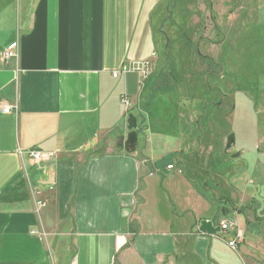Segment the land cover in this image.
Masks as SVG:
<instances>
[{
  "label": "crops",
  "instance_id": "0c3cea01",
  "mask_svg": "<svg viewBox=\"0 0 264 264\" xmlns=\"http://www.w3.org/2000/svg\"><path fill=\"white\" fill-rule=\"evenodd\" d=\"M174 1L173 11L180 7ZM189 1L196 15L204 2ZM247 3L222 0L232 15L226 22ZM167 5L0 0V105L11 107L0 112V264H233L223 257L227 235L199 229L208 219L193 210L205 206L191 183L204 171L195 170V157L174 146L176 163L169 170L168 162L163 175L154 146H116V127L135 117L146 83L168 68L161 67L156 32L169 20ZM138 62H148L145 74L119 71ZM122 95L131 102L128 111ZM135 120L137 135L148 130L144 119ZM181 136V146L209 142L203 134ZM163 201L173 212L180 208L176 217L168 205L159 207ZM226 203L218 204L224 216L231 211Z\"/></svg>",
  "mask_w": 264,
  "mask_h": 264
},
{
  "label": "rangeland",
  "instance_id": "374dc122",
  "mask_svg": "<svg viewBox=\"0 0 264 264\" xmlns=\"http://www.w3.org/2000/svg\"><path fill=\"white\" fill-rule=\"evenodd\" d=\"M202 2L191 16L193 1L180 0L173 11L175 1L168 0L169 20L156 30L161 33L159 55H165L160 66L168 68L161 77L150 78L138 103L141 110L132 112L139 123L144 119L148 125L137 135V143L145 144L147 151L155 147L163 175L176 163L174 146L194 156L199 164L195 170L204 171H195L191 183L205 204L193 209L195 214L212 222H237L243 242L236 252L229 248L224 258L233 264H264V0L247 3L231 22H226L229 15L222 0ZM231 133L235 144L225 151ZM200 134L205 140L209 136V142L179 143L181 135ZM166 135L177 141L158 142ZM219 202H227L229 215H223ZM167 205L176 217L180 208L173 212L171 202L159 203L164 210Z\"/></svg>",
  "mask_w": 264,
  "mask_h": 264
},
{
  "label": "built area",
  "instance_id": "2783aa9c",
  "mask_svg": "<svg viewBox=\"0 0 264 264\" xmlns=\"http://www.w3.org/2000/svg\"><path fill=\"white\" fill-rule=\"evenodd\" d=\"M11 52H7L5 55L9 56L11 55ZM148 67V62H138L135 64H130L129 66L124 65L121 67V70H119L120 72H127V71H131V70H136L137 72H139L140 74H145V72L147 70H149ZM118 74V72H114L113 76H116ZM121 102L124 106V108L127 110L130 106H131V102L130 100L127 98L126 95H122L121 96ZM11 111V107L7 106V105H0V112L2 113H8ZM128 111V110H127ZM33 158L34 159H38L40 157V152H33ZM168 167H171V165H169ZM48 191L52 190L53 187L52 185H50L47 188ZM43 192V189H38L35 191L36 194H40ZM37 204L39 206H44L45 205V201L41 200V201H37ZM215 224L217 226H219L220 231L223 232L224 234L227 235V245L229 246V248L233 251L236 250V248H238V244H240L241 242H243V235H242V231L239 229L237 222L235 221H230L228 219H220L217 222H215ZM231 232V234H229Z\"/></svg>",
  "mask_w": 264,
  "mask_h": 264
},
{
  "label": "water",
  "instance_id": "95a60500",
  "mask_svg": "<svg viewBox=\"0 0 264 264\" xmlns=\"http://www.w3.org/2000/svg\"><path fill=\"white\" fill-rule=\"evenodd\" d=\"M116 130L121 134L118 138L116 146L118 149L125 150H133L137 141V124L134 117L126 120L122 126H117ZM127 130L126 136H123V133ZM235 144L234 134H230L227 137L225 150H229ZM239 152L233 154V156H237ZM199 229L203 232H207L209 234H216L220 231L219 226L214 225L211 220H201L199 223Z\"/></svg>",
  "mask_w": 264,
  "mask_h": 264
},
{
  "label": "trees",
  "instance_id": "16d2710c",
  "mask_svg": "<svg viewBox=\"0 0 264 264\" xmlns=\"http://www.w3.org/2000/svg\"><path fill=\"white\" fill-rule=\"evenodd\" d=\"M223 235H225V234H223Z\"/></svg>",
  "mask_w": 264,
  "mask_h": 264
}]
</instances>
